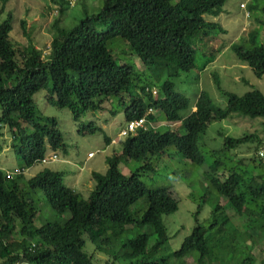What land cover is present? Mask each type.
I'll list each match as a JSON object with an SVG mask.
<instances>
[{
    "label": "trees",
    "instance_id": "1",
    "mask_svg": "<svg viewBox=\"0 0 264 264\" xmlns=\"http://www.w3.org/2000/svg\"><path fill=\"white\" fill-rule=\"evenodd\" d=\"M79 1L85 17L72 28L56 18L45 54L23 18L20 25L28 44L12 40L14 9L6 11L9 0H0V138L7 127L11 148L21 163L9 176L0 162V264H97L96 252L107 256L105 264H264V258L259 260L254 253L264 239V159L258 164L254 156L240 158L228 169L232 160L226 157L227 151L248 144L258 152L264 143L259 132L225 136L223 145L212 151L216 157L206 173L209 185L196 212V226L179 249L159 258L171 238L164 217L178 210L179 201L172 185L149 186L143 179L155 173L165 158L176 164L203 165L200 141L213 121L233 115L259 117L264 133L261 90L242 95L224 91L225 107L202 91L193 104L173 79L199 67L198 55L204 59L200 66L204 69L225 48L224 43L210 48L211 35L225 30L206 15L219 16L227 0H104L99 11L90 15L88 0H51L60 6L59 16ZM259 2L255 0L250 9L255 10ZM3 12L7 16L1 18ZM259 22L264 26L263 19ZM259 35L253 30L231 48L261 78L264 41L259 44ZM117 38L141 59L143 69L114 57ZM215 83L222 89L217 76ZM41 90L47 91L50 104L71 110L82 134L104 132L83 117L107 110L104 103L111 97H118L121 107L109 109L114 116L123 112L126 123L147 120L146 128L129 134L121 151L107 157L106 172H91L94 187L88 198L67 185L61 171L44 168L26 176L28 168L46 163L50 148L67 151L58 120L37 112L35 94ZM159 120L173 122L177 128L154 126ZM111 140L105 135L107 144ZM131 161L140 165L125 174L120 165ZM41 192L60 218L38 226ZM215 196L225 197L228 203L215 201ZM140 201L142 207L134 208ZM207 202L211 215L201 222L199 213ZM66 212L69 218H63ZM129 226L136 235L123 240ZM85 235L95 245L92 254L85 250Z\"/></svg>",
    "mask_w": 264,
    "mask_h": 264
},
{
    "label": "rangeland",
    "instance_id": "2",
    "mask_svg": "<svg viewBox=\"0 0 264 264\" xmlns=\"http://www.w3.org/2000/svg\"><path fill=\"white\" fill-rule=\"evenodd\" d=\"M103 2L104 0H88V7H86L88 14L98 12ZM254 3L255 0H227L224 5V11L219 16L206 15L209 20L221 23L225 30V32L211 35L212 43L209 45L211 46L210 48L216 49L222 43H224L225 48L206 68L201 69L200 66L204 63V59L198 55L197 65L199 67L189 73H182L178 78H173L177 84V90L188 96L193 104H195L198 94L202 91L208 92L214 102L221 107L227 105V96L224 91L242 95L252 89H259L264 93V75L261 78L256 77L252 68L246 62L240 60L231 48L233 43L242 42L243 36L247 37L253 30H257L260 33L259 44L264 41V26L259 22L260 19L264 20V10L262 9L264 0H260L259 6L255 10H251L250 6ZM8 4L6 11L14 9L15 14L14 29L11 32L12 40L19 45L28 44V38L23 35L20 25V20L23 18L26 20L28 31L31 33L34 43L38 48L43 49L45 54L48 53L47 48L52 39L50 27L56 18L60 17L63 25L66 24L68 28H72L85 17L83 2L81 3V1L75 6L67 8L61 16H59L60 6L52 3L51 0H9ZM5 12L1 14V18L7 16ZM114 45L116 46L113 52L117 60L122 63H133L138 69L144 68L141 59L132 53L129 45L123 39L117 38L112 46L113 48ZM215 76L220 79L223 90L219 89L215 83ZM46 92V90H41L35 94L37 112L40 116L55 117L58 120L59 130L63 136L67 151L65 152L63 148H59L56 151L59 159L35 164L26 170V176L30 178L44 168L61 171L64 173V182L74 187L83 198H88L90 191L94 187L91 172H106L108 168L107 157L121 151L123 146L124 139L119 140L118 133L126 125L125 115L123 112H119L114 116L109 110L111 107L115 109L121 108L119 99L118 97H111L112 99L109 102L105 101L104 103L107 110L97 113L89 112L83 117L85 123L94 120L97 125L103 127V133L82 134L71 110L50 104L46 99ZM262 120L259 117L251 118L249 116L233 115L224 120L213 121L200 141L205 156L203 165H196L190 162L176 164L171 159L165 158L157 164L155 173L149 172L143 176L144 181L149 186L172 185L173 194L179 201L178 210L164 217L171 238L169 243L159 252L158 258L163 255H169L179 249L186 236L196 226V212L203 203L204 195L206 194L205 188L209 185L206 173L210 170V166L216 157V155L212 154V151L223 145L225 136L240 137L246 133L254 132H259L261 136H264ZM172 124L173 122L159 120L154 123V126L169 125L168 128L175 130L177 126ZM3 131V136L0 138V162L4 170L14 171V168L21 163L11 148L12 137L7 127ZM180 131L184 132L183 129H180ZM105 135L112 137L114 140L110 146L105 141ZM249 145H243L240 148L226 152L227 159L232 160L229 162L228 169L236 165L237 159L240 158L246 159L254 156L259 159L258 164L262 158L264 159V143L258 152L254 150L253 146ZM53 151L50 148L48 153L50 154ZM90 152L94 154L93 157L88 156ZM139 165L138 162L131 161L128 164L122 163L120 168L125 174H130ZM247 166L252 169V165ZM40 198V211L36 224L41 226L45 221H54L60 218L59 214L51 208L45 199L43 192L40 193ZM215 201H221L223 205L228 203V200L223 196H215ZM141 207L142 201L134 205V208ZM211 210L212 206H210L209 202L203 205L199 213L201 222L209 218ZM227 212L230 215L234 214L232 208H227ZM70 216V212H66L63 218H69ZM236 220L237 222L241 221L239 217H236ZM128 230L123 240L136 235L132 226H129ZM140 232H142V229H140ZM85 238L87 241L86 252L89 254L94 253V243L86 235ZM254 253L259 260L264 258V239L256 245ZM106 258L107 256L104 253L96 252L97 264H105ZM187 261L192 263L191 258Z\"/></svg>",
    "mask_w": 264,
    "mask_h": 264
},
{
    "label": "clouds",
    "instance_id": "3",
    "mask_svg": "<svg viewBox=\"0 0 264 264\" xmlns=\"http://www.w3.org/2000/svg\"><path fill=\"white\" fill-rule=\"evenodd\" d=\"M76 1H77V0H76ZM76 1H75V2H76ZM75 2H74V3H75ZM149 113H152V109L149 110ZM143 118L146 120L145 117H143ZM140 119H141V118H140ZM135 120H138V119H135ZM92 121H94V120H92ZM131 121H133V120H131ZM131 121H129V122H131ZM129 122H127L126 125L123 126V127L120 129V131H119V133H118L119 140H120V139H124V140H125V138H126L129 134L134 133L138 128H140V127H138L135 131L130 132V133H128L127 135H122V134H121L122 129H124V128L127 126V124H128ZM143 127H145V128L147 127V120H146L145 125H144ZM119 140H118V141H119ZM113 141H114V140H113V138H112V140H111L110 144H108V146H110L111 143H112ZM56 151H57V150H56ZM56 151H53L52 153H50V154L48 153V154L46 155V159H47L46 163L49 162V161H52V160L54 161V160H56V159H59V155L57 154ZM54 155L56 156L55 159L52 158ZM88 156H89V157H93L94 154H93L92 152H90V153L88 154ZM18 170H19V169L14 170V171H18ZM5 171L9 173V174H8L9 176H10L11 173H12L11 170H5ZM92 172H93V171H92ZM72 188H73V187H72ZM73 189H74V188H73Z\"/></svg>",
    "mask_w": 264,
    "mask_h": 264
},
{
    "label": "built area",
    "instance_id": "4",
    "mask_svg": "<svg viewBox=\"0 0 264 264\" xmlns=\"http://www.w3.org/2000/svg\"><path fill=\"white\" fill-rule=\"evenodd\" d=\"M71 3H74L76 0H68ZM146 120L144 118L138 119V120H133L127 124V126L122 129L121 134L122 135H127L130 132L135 131L138 127H143L145 125ZM52 158H56L54 155ZM47 161V159H45Z\"/></svg>",
    "mask_w": 264,
    "mask_h": 264
},
{
    "label": "crops",
    "instance_id": "5",
    "mask_svg": "<svg viewBox=\"0 0 264 264\" xmlns=\"http://www.w3.org/2000/svg\"><path fill=\"white\" fill-rule=\"evenodd\" d=\"M74 188V187H73Z\"/></svg>",
    "mask_w": 264,
    "mask_h": 264
}]
</instances>
